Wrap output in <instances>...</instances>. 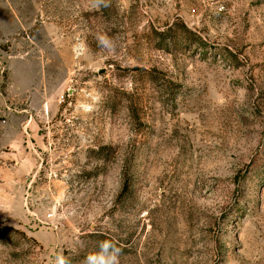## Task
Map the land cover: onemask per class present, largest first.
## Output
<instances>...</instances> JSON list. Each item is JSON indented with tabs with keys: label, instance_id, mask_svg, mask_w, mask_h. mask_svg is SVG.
<instances>
[{
	"label": "rangeland",
	"instance_id": "374dc122",
	"mask_svg": "<svg viewBox=\"0 0 264 264\" xmlns=\"http://www.w3.org/2000/svg\"><path fill=\"white\" fill-rule=\"evenodd\" d=\"M105 240L264 264V0H0V264Z\"/></svg>",
	"mask_w": 264,
	"mask_h": 264
},
{
	"label": "clouds",
	"instance_id": "9594fccd",
	"mask_svg": "<svg viewBox=\"0 0 264 264\" xmlns=\"http://www.w3.org/2000/svg\"><path fill=\"white\" fill-rule=\"evenodd\" d=\"M101 44H108L105 37L100 38ZM121 249L112 241L105 240L99 245V251L91 253L85 258V264H119V255ZM58 264H67L65 258L61 255L58 257Z\"/></svg>",
	"mask_w": 264,
	"mask_h": 264
},
{
	"label": "water",
	"instance_id": "95a60500",
	"mask_svg": "<svg viewBox=\"0 0 264 264\" xmlns=\"http://www.w3.org/2000/svg\"><path fill=\"white\" fill-rule=\"evenodd\" d=\"M103 71H100V73H102Z\"/></svg>",
	"mask_w": 264,
	"mask_h": 264
}]
</instances>
